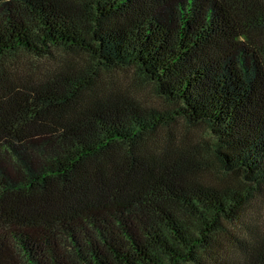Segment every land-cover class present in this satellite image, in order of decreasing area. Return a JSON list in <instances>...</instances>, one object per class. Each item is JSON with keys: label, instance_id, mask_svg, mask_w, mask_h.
<instances>
[{"label": "trees", "instance_id": "1", "mask_svg": "<svg viewBox=\"0 0 264 264\" xmlns=\"http://www.w3.org/2000/svg\"><path fill=\"white\" fill-rule=\"evenodd\" d=\"M254 29L262 0H0V264H229L215 236L251 193L208 183L206 154L264 184ZM50 46L136 67L180 111L105 96L92 67L35 78L13 60ZM174 116L215 141L160 148Z\"/></svg>", "mask_w": 264, "mask_h": 264}, {"label": "rangeland", "instance_id": "2", "mask_svg": "<svg viewBox=\"0 0 264 264\" xmlns=\"http://www.w3.org/2000/svg\"><path fill=\"white\" fill-rule=\"evenodd\" d=\"M251 35L261 42L264 29H254ZM13 60L35 78L58 70L80 71L92 67L97 69L94 89L105 96L121 93L126 99L142 106L170 114L179 112L182 106L178 101L167 100L157 94L154 83L147 81L136 67H97L90 55L78 49L50 46L45 58L19 51ZM150 137L159 143L160 148L168 147L176 152H180L190 141L204 142L206 146L215 141V136L205 123H189L183 116H174V120L159 127ZM206 181L214 186L241 188L251 193L238 218L231 225L222 224L224 228L215 236L216 247L229 264H247L252 259L251 255L264 251V184L256 185L248 181L241 172L223 171L211 154H206Z\"/></svg>", "mask_w": 264, "mask_h": 264}]
</instances>
